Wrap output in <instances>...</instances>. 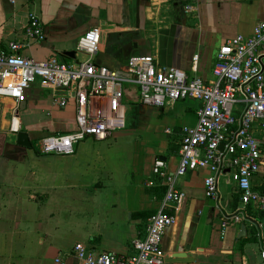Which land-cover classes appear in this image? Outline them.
Listing matches in <instances>:
<instances>
[{"label":"crops","instance_id":"0c3cea01","mask_svg":"<svg viewBox=\"0 0 264 264\" xmlns=\"http://www.w3.org/2000/svg\"><path fill=\"white\" fill-rule=\"evenodd\" d=\"M31 13L42 20L46 40L24 47L25 57L79 61L80 37L99 28L98 66L130 78L128 60L152 56L158 66L210 83L220 48L238 36L251 37L264 22V0H0V49L25 43ZM73 51L75 59L64 55ZM33 85L20 105L21 132L29 135L31 148L18 145L19 134L10 132L16 103L0 98L2 263L81 264L73 254L77 243L97 252L131 255L168 190L164 178L154 174L155 162L163 160L168 174L176 173L183 129L197 125L201 103L185 99L163 108L147 106L137 85L127 82L123 134L117 132L105 142L85 141L74 156L42 155V138L77 129L76 111L74 102L59 108L50 90ZM116 147H124V153L114 154ZM57 160L63 161L58 168L53 166ZM208 174L198 170L176 178L175 186L186 197L176 225L163 235L166 257L188 247L186 253L196 258L188 264H262L264 212L252 204L244 215L229 171L219 178L218 199H208ZM252 182L264 195V162ZM236 215L243 220L231 224L222 237L223 218Z\"/></svg>","mask_w":264,"mask_h":264},{"label":"built area","instance_id":"2783aa9c","mask_svg":"<svg viewBox=\"0 0 264 264\" xmlns=\"http://www.w3.org/2000/svg\"><path fill=\"white\" fill-rule=\"evenodd\" d=\"M25 38V43L11 42L0 49V98L16 103L10 132L22 131L20 105L27 102V89L37 82L51 91L52 101L59 108H67L71 101L75 104L77 129L42 138V155L74 156L79 144L88 140L105 142L124 130L127 82L137 85L141 102L147 106L163 108L185 99L201 103L197 125L183 129L176 173L168 174L163 160L155 162L154 174L164 178L168 190L161 210L148 221L146 237L134 242V253L128 256L97 252L77 243L73 254L81 264H165L162 238L169 227L176 225V214L186 197L175 181L188 172L207 171L206 196L217 200L219 178L229 171L244 215L252 204L264 212V195L254 190L252 182L264 162V22L255 27L251 37L238 36L220 48L213 68L214 81L210 83L189 78L176 68L158 66L152 56L131 57L127 66L130 78L98 66L94 57L102 44L99 28L80 37L77 52L87 59L72 63L56 58L37 61L21 54L29 43L46 40L44 24L36 13L29 16ZM194 63L197 69L198 57ZM167 209L174 213H167ZM243 218H223L222 237L231 224ZM261 258L264 264V251Z\"/></svg>","mask_w":264,"mask_h":264},{"label":"water","instance_id":"95a60500","mask_svg":"<svg viewBox=\"0 0 264 264\" xmlns=\"http://www.w3.org/2000/svg\"><path fill=\"white\" fill-rule=\"evenodd\" d=\"M65 56L75 59L76 58V52H65ZM18 145L31 148L32 147V142L30 140V137L27 133L21 132L18 135L17 138ZM241 233H245V226H242ZM187 251H189V248H186ZM187 251H178L170 256L166 257L165 259V264H188V263H194L196 261V258H193L192 256H189L186 252Z\"/></svg>","mask_w":264,"mask_h":264},{"label":"rangeland","instance_id":"374dc122","mask_svg":"<svg viewBox=\"0 0 264 264\" xmlns=\"http://www.w3.org/2000/svg\"><path fill=\"white\" fill-rule=\"evenodd\" d=\"M77 57H78V60H79V61L86 60V59H84V58H87L84 54L79 53V52H78V56H77ZM37 84H38V82H37L36 84H34V85H37ZM34 85H33V86H34ZM123 133H124V130L119 131L118 134H123ZM40 136H43V135H40ZM37 141H38V140H34V141H33V146L38 148V143H37ZM122 152L124 153V147H116V148L114 149V154H116V155H117V154H120V153H122ZM61 165H63V161H61V160H57V161H54V162H53V166L56 167V168L60 167ZM2 260H3V259L0 258V264H3V263H2Z\"/></svg>","mask_w":264,"mask_h":264},{"label":"trees","instance_id":"16d2710c","mask_svg":"<svg viewBox=\"0 0 264 264\" xmlns=\"http://www.w3.org/2000/svg\"><path fill=\"white\" fill-rule=\"evenodd\" d=\"M253 206H254V205H250V206H248V208H247V209H248V211H247L248 215H249V212H251V208H253Z\"/></svg>","mask_w":264,"mask_h":264}]
</instances>
